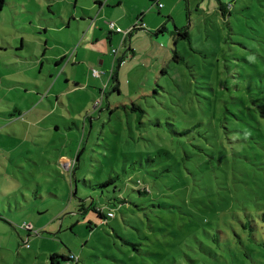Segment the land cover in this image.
Returning <instances> with one entry per match:
<instances>
[{
    "label": "rangeland",
    "instance_id": "rangeland-1",
    "mask_svg": "<svg viewBox=\"0 0 264 264\" xmlns=\"http://www.w3.org/2000/svg\"><path fill=\"white\" fill-rule=\"evenodd\" d=\"M78 1L91 3L89 22H99L88 43L111 49L110 57L101 52L103 66L90 46L84 60H71L80 43L66 36L77 22H63L83 14L76 0H4L0 7V77L15 70L32 86L50 82L41 104L25 101L33 109L28 118L5 121L0 132V264H51V253L72 254L77 264H264V224L256 241L236 236L246 214L264 209V139H251V118L263 133L264 118L250 97L254 81L264 89V0H160V9L150 0H127L108 8L113 17L125 14L126 23L99 14L94 0ZM139 8L141 16L132 18ZM137 19L144 28L131 30L122 46V32ZM109 21L121 28L117 41L116 35L109 41ZM35 37L48 38L46 53L64 54L65 61L55 65L40 49L36 58L24 55ZM0 94V113L10 118L18 95ZM39 115L42 123L35 122ZM199 121L201 139L185 131ZM31 124L37 129L28 131ZM211 124L220 131L209 140L223 144L213 169L160 172L191 140L208 147ZM77 149L72 175L65 165ZM144 186L149 191L139 193ZM91 205L114 216L100 218Z\"/></svg>",
    "mask_w": 264,
    "mask_h": 264
},
{
    "label": "trees",
    "instance_id": "trees-1",
    "mask_svg": "<svg viewBox=\"0 0 264 264\" xmlns=\"http://www.w3.org/2000/svg\"><path fill=\"white\" fill-rule=\"evenodd\" d=\"M3 3H4V0H0V7H2ZM219 10H220L222 15L226 11L225 6L222 3H220V2H219ZM133 29H135V28H133ZM164 29H165L164 25L160 26L157 29L156 34L161 32V31H164ZM176 31H177V34L180 35L182 38H187V39L189 38V34H188L187 30L177 29ZM130 33H131V31L129 32V34ZM121 43H122V46H124L125 37H123V36H122ZM129 48L130 47L128 46V49ZM174 58L177 61L182 59V57L179 56L176 51H174ZM65 59H66V56H62V57H59L56 60V62L58 64H62L65 61ZM117 61L120 62V58ZM112 71H113V68H112L111 73L109 75V81L114 83V85L112 86V90L116 91L118 89V87H117V83H118L117 82V73H115V71L112 73ZM249 78H251V76H249ZM254 82H255V87L257 89H256V91L251 92L250 97H251L252 102L257 107L256 113L262 115V117L264 118V89L260 88L258 86L257 81H254ZM105 90H103V91L100 90V93L103 92L104 98L107 95ZM131 108L133 110L136 109V110H141L142 111V108L137 103L136 104L132 103V107ZM14 112H16V113H14ZM14 112L11 113L13 115L12 117H14V116H16V115H18L20 113L19 108L15 107ZM251 119H253L256 122V129H255L256 132L253 135H251V139H258V140L262 141L264 139V133L262 132V130L259 127L260 122L255 117H252ZM245 124H247V123H245ZM209 125H210V123L208 124V129H209ZM200 126H201V122L199 121V122L195 123L193 126L188 127L185 131H186V133H190V132L195 131V132H197L199 138L201 139V138H204V136H203V133L200 130ZM218 126H219V124H218ZM224 128L228 129L229 127L226 125V126H224ZM211 129L214 130L215 132L212 135L208 134L209 136H207V138H206L208 143H209L208 147L202 146L201 145V141L199 143H195L193 140H191L189 142L190 149H186L185 147H183L182 155H180L177 158V160H173L171 163H168V164H165V165L161 164L160 172H165L166 171V176H169V175L170 176H176L175 173H174V170H173L174 168L181 169V171L184 174H186V175L188 173H191L192 168H194V167H198L199 168L201 165H205L208 168H212L213 169L214 160L220 161V159L217 158V156L215 155V152H219L220 154H222L223 153V144L220 143V146L218 147L216 143H213V142H211L209 140L210 137H215V136L217 137L218 136V132L220 131V130H218L216 124H211ZM180 132L182 134L183 131H180ZM180 132L178 133L179 135H180ZM195 139H196V137H195ZM247 142H249V141H247ZM180 143H184V142L180 141ZM252 143H257L258 144V141L254 140V141H252ZM259 147L262 150L264 149V141L261 143V145H259ZM80 154H81V150L77 149V151H76V153L74 155V158L71 159L73 161L72 164H71V167H70V169L72 170L70 173L72 175H74L73 169L75 168L76 164L78 163ZM221 157L223 158V156H221ZM241 163H242L243 166H245L244 165V163H245L244 160H242ZM183 169L186 170L187 172H185ZM161 174H163V173H161ZM248 174H249V172H248ZM114 178L115 177H112L108 181H105L104 185L113 182ZM172 178H175V177H172ZM255 178H256V180H260V177H255ZM169 180H174V179H169ZM139 182H141V181L138 180V183ZM183 188L186 189L185 187H183ZM137 190H138L139 193H143V192H148L149 188H148V186H144L143 188L137 189ZM73 195H74V192H73ZM115 201L118 203V205L120 203H122V199H120V198H116ZM91 208L97 213V215L100 218L106 219V217H110V216H108V212H111L113 214V216H114V213L112 211H107V213H104V212H102L101 209H99V208H97L96 206H93V205H91ZM113 216H111V217H113ZM263 224H264V209L262 211L258 210L256 215L246 214V220L241 222V228L243 230V232H242L243 234H240V233L236 232L237 241L240 242V243H242V241H245V240L246 241H256L257 240V234L260 232L261 225H263ZM221 232L222 231H218L217 230L216 234H219ZM214 240L219 244V236L218 237H214ZM200 244H204V243L201 242ZM49 259H50L51 264H77L78 263L77 259L72 254L51 253L49 255Z\"/></svg>",
    "mask_w": 264,
    "mask_h": 264
},
{
    "label": "crops",
    "instance_id": "crops-1",
    "mask_svg": "<svg viewBox=\"0 0 264 264\" xmlns=\"http://www.w3.org/2000/svg\"><path fill=\"white\" fill-rule=\"evenodd\" d=\"M96 4L99 5V9L98 11L100 12L99 14H109V16H111L112 18L121 21L122 23H126V18L127 16L125 14H123V16L125 17L123 20L120 19L118 16L117 17H113L114 15L111 13L110 9H108L111 6H114L115 4L117 6H121L123 3H125V1L127 0H94ZM129 1V0H128ZM130 1H134V0H130ZM154 5H156V1L160 0H150ZM168 2V0H166ZM91 2V0H90ZM167 2L165 3L167 6ZM76 5H80L81 6V11L83 12V14L81 12L79 13H71V17H69L68 21H64L63 23L66 24V27H70L71 26V21L77 22L76 23V28L73 29V31H70L69 34H71L72 37L70 36H66L67 37V42L71 45L76 44L77 42L80 43V45L77 47L76 52H73V54L71 56H73V58L71 59L73 61V63L77 62L78 60H84L86 57V54L88 52V46L92 47L91 50H95L97 51L96 53H98L99 58L101 57V52L104 51L105 53H107V55L110 57V50L111 49H104L101 45H99V43L97 45H93L91 46V43H88L90 40H92V36L94 33L95 28L97 27V23L98 20L94 21L93 24L95 23V25L92 26V24H90V19H91V14L86 13L85 11L87 10V7L90 9L94 8L92 7L91 3L90 5H85L84 3H79L78 0H76L74 7H76ZM145 5H143L142 8H144ZM157 6V5H156ZM164 7V6H163ZM142 8L137 9L136 11H134V14L132 15V18H134V15H140L141 16V12H142ZM107 9V10H106ZM158 9H160L158 7ZM160 11H158L159 14ZM88 15V16H86ZM143 17V16H142ZM145 18V16L143 17ZM170 18V17H168ZM148 19L150 20V17H148ZM128 23H131L132 21L130 20V18L127 19ZM80 22H83V24L81 25ZM100 25H102L100 23ZM103 26V25H102ZM95 27V28H94ZM130 28V26L128 27V29ZM165 30V29H164ZM109 35V41L112 42L113 40V35H116L114 37V39L117 41L119 39V36H117L116 32L114 31H109L108 32ZM96 38L98 40V36L96 35ZM34 44V49L33 50H27L25 51L24 55H28V54H32L35 53V58L36 56H38V52L37 49H40L41 52V56H47V57H53V59L57 60L58 56H51L48 55L46 53L45 50H47V48L50 45V40L48 38L45 39V42H43L40 38H33L31 40ZM21 46L20 48L23 49L24 48V39L22 38V42H21ZM2 45H0L1 47ZM130 47V46H129ZM2 49V48H0ZM72 52V51H71ZM70 52V53H71ZM64 56L60 55V57ZM36 61H39V59H36ZM35 62V59L34 61ZM105 62V58H102L99 60V64H101L103 66ZM41 64V61H40ZM58 63L55 61V65H57ZM33 68V64H31ZM30 69V70H31ZM29 70V71H30ZM13 72L15 73V75L18 73L17 71L13 70ZM52 74V73H50ZM15 75H9L8 74H4L0 77V89L2 90V93L6 96H8L9 93L11 94H15L18 95V102L16 103L19 107L20 113L14 117H18V118H28V116L31 114L32 112V108L28 107V102L29 101H33V102H37L38 104H41L42 102L39 101L38 102V98L44 96V94L42 93V87H44V90L47 89L48 85L50 84L49 80H45L44 82H36L34 86H32V81L31 78L27 79H19L18 77H16ZM52 76V75H51ZM4 78L8 79V83H2V80ZM89 82V81H88ZM28 86V87H27ZM33 87V88H32ZM6 89L9 92H6ZM49 89H47L46 91H48ZM106 91V90H105ZM109 95H106V99H108ZM0 100H1V94H0ZM27 103H25V101H27ZM23 102V103H21ZM42 115H39L36 117L35 122H39V117H41ZM14 117H6V115L4 113H0V132L3 129V127L5 126V121H13L11 120V118ZM46 117V115H45ZM44 119H42V121H40L39 123H42ZM37 127L35 124H31L27 129L28 131H30L32 129V127ZM55 128H58V126H54ZM37 129V128H36ZM66 160V159H64ZM69 160V159H68Z\"/></svg>",
    "mask_w": 264,
    "mask_h": 264
},
{
    "label": "built area",
    "instance_id": "built-area-1",
    "mask_svg": "<svg viewBox=\"0 0 264 264\" xmlns=\"http://www.w3.org/2000/svg\"><path fill=\"white\" fill-rule=\"evenodd\" d=\"M155 4L157 5V7H161L162 6V4L160 2H158V1H156ZM107 25H108L109 30H111V31L118 32V33L122 32L121 28L119 26H116V24L113 21L107 22ZM136 27L137 28H144L143 23L139 22V19H137V22L134 23V25H132L129 29H127L126 31L122 32L123 33V37H125V35H127L131 30H133V28H136ZM99 73H100L99 71L93 70V74L94 75L98 76ZM72 162L73 161L71 159H69L68 161H66L67 165H65V166L67 168L71 167ZM108 216L111 217V216H113V214L111 212H108Z\"/></svg>",
    "mask_w": 264,
    "mask_h": 264
}]
</instances>
